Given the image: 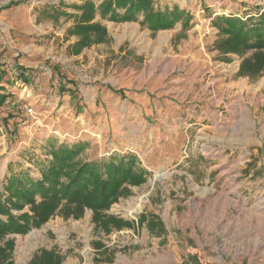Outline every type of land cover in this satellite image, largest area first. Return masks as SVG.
<instances>
[{"label":"rangeland","instance_id":"1","mask_svg":"<svg viewBox=\"0 0 264 264\" xmlns=\"http://www.w3.org/2000/svg\"><path fill=\"white\" fill-rule=\"evenodd\" d=\"M85 1L0 0V198L12 172L40 177L50 142L85 143L84 160L132 153L149 171L107 211L136 224L106 233L92 210L58 213L0 238L14 241L1 264H30L42 250L61 264H264V72L240 75L244 57L220 54L213 24L264 0H155L193 17L157 32L143 14L98 13L107 38L77 52L68 31Z\"/></svg>","mask_w":264,"mask_h":264},{"label":"trees","instance_id":"2","mask_svg":"<svg viewBox=\"0 0 264 264\" xmlns=\"http://www.w3.org/2000/svg\"><path fill=\"white\" fill-rule=\"evenodd\" d=\"M74 7L82 13L69 29L70 35L79 37L76 51L107 38V29L100 22H92L99 13L111 21H137L144 15L143 23L152 31L172 29L183 18L188 25L192 15L178 5L158 8L155 0H104L97 5L86 0ZM119 10H122L121 12ZM260 11V10H259ZM218 29L215 48L221 55L237 54L243 58L240 75L251 78L264 72V11L241 17L234 14L217 15L213 19ZM251 55L246 56L249 52ZM28 81V79H25ZM0 95V105L5 100ZM51 158L40 167V177H33L29 170L12 172L7 177L6 199L0 198V238L8 234H25L32 228L41 227L51 217L60 213L64 217L81 218L87 209L93 212V221L106 233L114 229L133 228L131 219L109 214L114 203L132 194V187L147 182L149 171L140 167L138 157L132 153L115 154L99 160H84L85 143L49 144ZM19 215L12 210L22 211ZM147 218L142 214L138 224ZM14 250V241L9 239L0 247V264ZM62 258L55 251L42 250L30 264H61ZM8 264H12L9 262Z\"/></svg>","mask_w":264,"mask_h":264},{"label":"crops","instance_id":"3","mask_svg":"<svg viewBox=\"0 0 264 264\" xmlns=\"http://www.w3.org/2000/svg\"><path fill=\"white\" fill-rule=\"evenodd\" d=\"M248 5V7L247 8H249V7H251V6H249V4H247V3H243V6H245V7H243V9H246V6ZM257 6V5H256ZM257 7H260V9H256V7H255V10H251V12H248L245 16H241V14H240V12H234V13H232V14H234V15H237V16H241V17H247V16H249V15H256L257 14V12H263L264 11V7H261V6H257ZM250 9V8H249ZM260 10V11H259ZM215 14H219L218 12H215L214 13V15ZM194 21H193V23H194V30H196L195 29V26H198L199 24H198V22H197V20L196 19H193ZM194 30H193V32H194ZM190 36H193V34L191 35V34H189ZM4 74H2V73H0V95H4V94H7V92L5 91L6 90V87L4 86V85H1V84H5V83H1V80H2V76H3ZM4 103V102H3ZM0 130H1V127H0ZM0 136H1V133H0Z\"/></svg>","mask_w":264,"mask_h":264},{"label":"bare ground","instance_id":"4","mask_svg":"<svg viewBox=\"0 0 264 264\" xmlns=\"http://www.w3.org/2000/svg\"><path fill=\"white\" fill-rule=\"evenodd\" d=\"M161 175H163V174H161Z\"/></svg>","mask_w":264,"mask_h":264}]
</instances>
